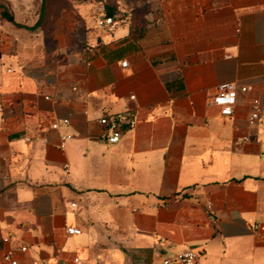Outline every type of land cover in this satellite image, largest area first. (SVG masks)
Listing matches in <instances>:
<instances>
[{"label":"crops","instance_id":"1","mask_svg":"<svg viewBox=\"0 0 264 264\" xmlns=\"http://www.w3.org/2000/svg\"><path fill=\"white\" fill-rule=\"evenodd\" d=\"M18 3L39 12L0 15V264H264V0ZM225 83L248 87L229 116Z\"/></svg>","mask_w":264,"mask_h":264},{"label":"built area","instance_id":"2","mask_svg":"<svg viewBox=\"0 0 264 264\" xmlns=\"http://www.w3.org/2000/svg\"><path fill=\"white\" fill-rule=\"evenodd\" d=\"M118 23V19L113 16H103L98 20V26L107 29L108 31H113L117 27ZM123 65H126V62H123ZM238 90L246 92L248 87H237L234 83H225L218 87L216 93L212 97V102L220 108L223 115L229 116L233 114ZM99 122L106 126L104 141L108 144H116L121 140L123 133L127 128L135 126L136 119L126 113L119 112L112 115H105L99 119ZM248 123L251 126L264 125V98H255L252 101L251 110L248 116ZM61 124L68 125L69 119L64 118L62 120L55 121L52 123L51 127L53 129H57ZM71 137V134H64L62 136V143ZM252 228L257 230L259 228V223L253 224ZM79 231L80 230L76 228L67 229L69 234L77 233ZM21 249L26 250V247H22ZM5 259L9 261L10 264H20L18 260L12 259L9 255H6ZM163 263L199 264L200 254L195 252L193 249H187L183 252L177 253L173 257L165 258Z\"/></svg>","mask_w":264,"mask_h":264},{"label":"rangeland","instance_id":"3","mask_svg":"<svg viewBox=\"0 0 264 264\" xmlns=\"http://www.w3.org/2000/svg\"><path fill=\"white\" fill-rule=\"evenodd\" d=\"M19 1L21 0H0V11L2 8H5L8 12V14L13 18L15 14H27L30 15L31 17L38 16L39 9H30L28 10L27 8H19ZM29 11V14L27 13ZM123 13V11H121ZM126 13V12H125ZM14 25L18 29H22L25 33H36L39 32L40 29L42 28H48L50 25H44L41 24L39 27L34 28L35 24H17L14 22Z\"/></svg>","mask_w":264,"mask_h":264},{"label":"trees","instance_id":"4","mask_svg":"<svg viewBox=\"0 0 264 264\" xmlns=\"http://www.w3.org/2000/svg\"><path fill=\"white\" fill-rule=\"evenodd\" d=\"M105 10H106V16H114L115 14L114 5H106ZM0 15L8 20L12 19L5 8H2V10L0 11ZM42 17H43V9L41 10L40 18L38 22L34 25V28L39 27L41 25Z\"/></svg>","mask_w":264,"mask_h":264}]
</instances>
